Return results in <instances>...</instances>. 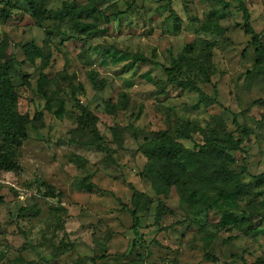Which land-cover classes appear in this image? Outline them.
Wrapping results in <instances>:
<instances>
[{"label": "rangeland", "instance_id": "1", "mask_svg": "<svg viewBox=\"0 0 264 264\" xmlns=\"http://www.w3.org/2000/svg\"><path fill=\"white\" fill-rule=\"evenodd\" d=\"M241 1L264 42V0ZM44 8L0 0V86L10 112L28 120L23 141L0 137V153L10 154L0 170V264H264V187L249 177L264 172V76L237 2L45 0ZM81 8L92 15H77ZM30 43L46 59L28 62L21 48ZM181 53L182 73L168 80L162 68ZM214 116L247 154L241 180L252 194L234 211L248 213L239 224L247 233L221 226L216 208L193 216L175 187L157 196L143 178L141 145L187 125L190 139L178 141L195 151ZM242 159L232 153L228 169L239 172ZM133 189L151 202L138 213L143 241L126 253L134 236L121 204L130 208Z\"/></svg>", "mask_w": 264, "mask_h": 264}, {"label": "trees", "instance_id": "2", "mask_svg": "<svg viewBox=\"0 0 264 264\" xmlns=\"http://www.w3.org/2000/svg\"><path fill=\"white\" fill-rule=\"evenodd\" d=\"M23 1L31 11L44 13L45 0ZM235 1L242 15L243 33L250 37L249 44L254 47V70L264 76V42L251 27L249 14L243 2L241 0ZM170 2L171 0H167V5H170ZM92 11L91 9L81 8L77 11V15L83 13L92 15ZM1 16L5 19L12 17L4 10L1 11ZM107 21L108 17H105V22ZM185 49H189V46ZM21 50L25 59L30 63H34L37 57L46 59L43 50L33 43L22 46ZM183 59L184 55L181 53L172 61L171 68H162L168 80L181 75L180 62ZM91 80L94 83L93 77ZM9 95V90L0 86V137L10 140L11 144H15L26 138L25 126L28 124V120L24 116L10 112L6 105ZM214 95H217L215 89ZM212 103L216 104L215 101ZM105 109L108 112L112 111L110 104H106ZM35 117L37 118V114ZM233 123L236 125L237 130L242 129L235 120H233ZM202 136L203 143L195 151H191L178 141L179 138L190 139L187 125L178 131L176 137L167 131L155 133V138L139 148L147 159L143 178L150 184L157 196H166L169 189L175 187L180 199L186 204L193 216H199L208 207L216 208L221 211V226H232L242 230L239 224L244 220H248L249 215L246 211H241L240 214L235 215L234 211L239 209L237 206L238 201L242 199L249 200V196L252 194L250 187L241 180L242 175L249 176L246 166L247 154L242 147V141L238 137H234L232 132L227 131L225 123L219 116H214L211 119L206 129L202 131ZM232 153L243 155L239 172L230 170L227 167ZM9 156V152L0 153V170L6 168V160ZM249 177L255 187H264V172ZM90 187L87 190H90ZM49 194L51 195L53 192L50 191ZM150 202V198L133 189L130 208L121 204V209L130 216V230L134 236L126 253L139 247L143 241L142 235L138 232V213L145 210L147 203ZM164 211L162 201L159 200L154 218L155 223L159 221ZM243 232L247 233V231ZM208 260L215 262V259L211 256H208Z\"/></svg>", "mask_w": 264, "mask_h": 264}]
</instances>
